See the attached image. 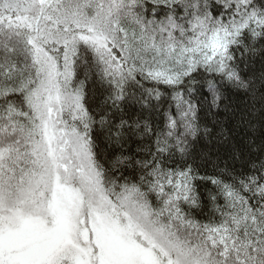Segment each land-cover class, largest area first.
I'll return each instance as SVG.
<instances>
[{
  "label": "snow or ice",
  "instance_id": "1",
  "mask_svg": "<svg viewBox=\"0 0 264 264\" xmlns=\"http://www.w3.org/2000/svg\"><path fill=\"white\" fill-rule=\"evenodd\" d=\"M257 60L264 0H0V264H264Z\"/></svg>",
  "mask_w": 264,
  "mask_h": 264
},
{
  "label": "trees",
  "instance_id": "2",
  "mask_svg": "<svg viewBox=\"0 0 264 264\" xmlns=\"http://www.w3.org/2000/svg\"><path fill=\"white\" fill-rule=\"evenodd\" d=\"M262 71H264V65L260 63L259 60H257L255 63L250 64L246 69V73H255L256 75H259ZM226 104L229 105L230 109H233L236 111L237 116L234 117L232 115V112H221L220 117L222 120L225 121L227 128L231 132L232 136V142H234L237 145H243L245 140L247 139V136L249 135L247 128L243 126H238L236 123V120L238 118L239 111L244 108V106L248 103L247 99L244 98L241 95H234L230 94L229 99L225 101ZM256 136L257 140H259L260 136V130H259V125H257V130H256ZM197 152L200 151H213V152H219L220 155H224L225 153V147L223 146H218L216 144H207L204 141H201L199 144H197Z\"/></svg>",
  "mask_w": 264,
  "mask_h": 264
}]
</instances>
